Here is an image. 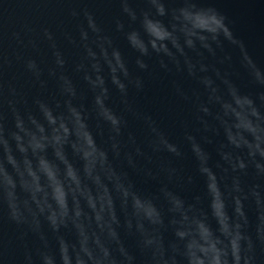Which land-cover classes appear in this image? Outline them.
Instances as JSON below:
<instances>
[{"label": "clouds", "instance_id": "obj_1", "mask_svg": "<svg viewBox=\"0 0 264 264\" xmlns=\"http://www.w3.org/2000/svg\"><path fill=\"white\" fill-rule=\"evenodd\" d=\"M118 7L114 30L136 53L135 69L88 4L0 0V8L11 9L0 18V264H258L264 255V66L211 4L118 0ZM61 36L79 50L72 72L88 86L90 108L68 74ZM225 44L239 49L254 94L207 62ZM153 59L163 71L174 68L197 83L201 90L191 96L179 85L176 92L193 106L205 133L222 137L211 165L201 141H212L185 130L204 183L194 202L169 187L177 175L170 161L160 163L157 175L167 183L156 195L138 190L114 163L123 159L136 168L139 158L184 156L151 116L129 105V92L143 89L139 73H151ZM225 61L231 56L217 62ZM49 80L57 86L51 99L44 95ZM28 85L39 86L30 99ZM112 90L123 111L109 105ZM127 113L145 125L151 154L131 132L123 138ZM105 129L107 138L98 142Z\"/></svg>", "mask_w": 264, "mask_h": 264}, {"label": "water", "instance_id": "obj_2", "mask_svg": "<svg viewBox=\"0 0 264 264\" xmlns=\"http://www.w3.org/2000/svg\"><path fill=\"white\" fill-rule=\"evenodd\" d=\"M51 3H79L88 4L90 10L96 13L98 23L104 28L105 32L111 35L114 44L120 48L122 54L129 63L130 69H135L136 53H134L127 45V42L122 36L115 32L113 18L119 14L118 0H48ZM135 5L142 6L143 0H131ZM174 2V0H169ZM204 4H211L215 6L222 14L227 17V22L231 28L234 36L241 40L248 54L260 66H264V0H201ZM5 4H15L17 0H4ZM11 9L6 12L0 8V18L7 16ZM52 27L55 28V20L51 21ZM66 30L74 33V24L66 23ZM60 43L68 60L67 70L68 74L72 76L74 83L77 85L78 91L82 94V102L85 107H91L92 96L88 90V86L77 75L72 72L73 62L78 60L79 50L68 44L63 37H60ZM208 54L205 53V56ZM225 55L231 56V62L225 61L223 64L218 63ZM208 63L213 64L221 74L225 72L231 73L230 79L242 91L255 93L257 89L249 82L247 74L240 67V53L238 48L225 44L223 51H217L215 59L208 57ZM152 66L151 73H139L144 80V87L137 92L131 90L129 92L128 101L133 111L139 114H147L156 122L161 130H163L169 138L175 143L181 145L184 156L182 159L166 156H153L152 163H149L143 158H139L137 167H129L123 159L115 161L123 171L127 172L129 180H131L136 188L146 194L156 195L161 182L167 183L163 175H157L159 166L162 161H170L171 167L177 170V175L173 177L169 187L178 192L189 202H194V197L199 195L203 197L204 183L203 178L200 177L196 169V164L191 156L190 151L184 141V133L187 129L198 139L206 136L211 143L201 141L204 149L210 153V164L214 165L219 157L216 154V148L222 137L215 136L211 131L205 133L202 125H200L194 117L193 106L185 102L176 92V86L179 85L181 89L191 96L193 90L200 91L201 89L197 83L188 78L186 73H177L173 68L172 72H165L159 68L155 59L149 61ZM213 75V73H209ZM219 83V81H217ZM111 87V86H110ZM221 87H223L221 85ZM29 99L32 95L39 91V86L28 85L26 87ZM57 86L52 80H49L47 89L44 95L51 99L56 95ZM109 105L117 111H123L124 105L121 103L119 94L111 91ZM128 127L124 131V139L131 132L137 139V143L146 148V128L142 120L137 119L132 113L126 114ZM210 120V118H209ZM93 128H95V121H90ZM211 123V120H210ZM199 130V131H198ZM107 138V131L104 130V135L98 136V142ZM151 170L153 176L147 175V171ZM215 170V169H214ZM192 178V183H187V178ZM202 207H206V202L202 203ZM252 214L250 213V216ZM4 227L0 221V230ZM11 234V228L8 229ZM127 243L134 247L135 241L128 238ZM258 264H264V255L259 257Z\"/></svg>", "mask_w": 264, "mask_h": 264}]
</instances>
